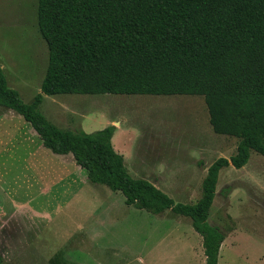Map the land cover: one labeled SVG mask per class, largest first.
Returning a JSON list of instances; mask_svg holds the SVG:
<instances>
[{
	"label": "rangeland",
	"instance_id": "1",
	"mask_svg": "<svg viewBox=\"0 0 264 264\" xmlns=\"http://www.w3.org/2000/svg\"><path fill=\"white\" fill-rule=\"evenodd\" d=\"M37 8L38 0H0V69L26 104L48 64ZM38 111L62 130L134 131L113 144L128 174L181 204L200 198L207 168L238 143L214 132L202 96L65 94L43 97ZM32 131L0 108V264H204L188 218L126 206L121 193L88 182L72 155L52 154ZM207 222L225 234L218 264H255L264 255L262 156L252 152L242 169L220 172Z\"/></svg>",
	"mask_w": 264,
	"mask_h": 264
},
{
	"label": "trees",
	"instance_id": "2",
	"mask_svg": "<svg viewBox=\"0 0 264 264\" xmlns=\"http://www.w3.org/2000/svg\"><path fill=\"white\" fill-rule=\"evenodd\" d=\"M37 24L48 49L40 92L24 103L0 69V108L126 206L188 218L204 264H218L225 234L207 220L219 174L242 169L252 152L264 158V0H38ZM65 94L202 96L210 126L238 139L236 152L207 168L194 204L175 203L128 174L111 142L114 126L62 130L38 111L43 97Z\"/></svg>",
	"mask_w": 264,
	"mask_h": 264
},
{
	"label": "crops",
	"instance_id": "3",
	"mask_svg": "<svg viewBox=\"0 0 264 264\" xmlns=\"http://www.w3.org/2000/svg\"><path fill=\"white\" fill-rule=\"evenodd\" d=\"M110 126V125H109ZM115 127V132H114V134H113V136H112V140H111V142H112V145L115 143V140H116V136H117V134L118 135H125V132H132L133 133V136H134V131H120L119 130V128H120V126H114ZM124 128H126V127H124ZM128 128V127H127ZM33 132V136H35V138H38L37 137V135H36V133L34 132V131H32ZM32 138V137H31ZM24 143L26 144V147L24 148V149H28V145H27V141H24ZM114 148V147H113ZM27 152V151H26ZM27 156H29L30 157V159H31V162L32 163H35V164H33V165H36V160H34V159H32V154H31V152H27ZM148 182V181H147ZM150 183L151 184H153L154 186H156L151 180H150ZM157 187V186H156ZM158 188V187H157ZM159 189V188H158ZM258 239H260V238H258ZM255 264H264V255H260L258 258H257V261L255 262Z\"/></svg>",
	"mask_w": 264,
	"mask_h": 264
}]
</instances>
